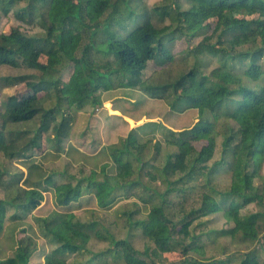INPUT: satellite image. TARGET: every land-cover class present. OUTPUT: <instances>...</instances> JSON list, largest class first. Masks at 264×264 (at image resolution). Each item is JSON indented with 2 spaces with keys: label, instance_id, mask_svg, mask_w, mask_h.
<instances>
[{
  "label": "trees",
  "instance_id": "16d2710c",
  "mask_svg": "<svg viewBox=\"0 0 264 264\" xmlns=\"http://www.w3.org/2000/svg\"><path fill=\"white\" fill-rule=\"evenodd\" d=\"M9 13L37 30L0 32V67L28 71L4 77V86L24 84L55 98L47 107L42 98L22 104L9 96L3 109L0 103V153L6 159L21 157L26 170L23 184L9 186L0 199V230L9 208L18 212L12 219L21 220L52 188L57 207L92 194L99 208L120 200H134L135 208L121 213L127 226L123 239L104 228L100 232L96 221L80 222L72 212L54 209L36 218L42 236L55 244L44 264H67L68 254L74 256L71 264H161L162 255L174 249L183 258L169 264H259L257 249H264V0H160L151 6L144 0H0V16ZM211 24L215 31L209 35ZM197 38L179 59L167 46L171 40ZM150 62L161 67L143 79ZM171 64H180L179 69L172 71ZM70 66L63 82L62 72ZM117 83L162 100L173 113L196 110L198 120L177 132L159 123L131 129L107 147L112 164L55 183V174L26 153L39 150L43 138L58 150L70 136L72 111L101 105L99 91ZM37 117L38 126L20 128ZM150 126L161 128L162 143L148 157V138L141 142L139 131ZM218 137L221 157L210 163ZM198 142H204L199 149ZM222 166L230 172L223 190L213 183ZM173 194L181 197L178 216L169 212ZM250 205L254 211L245 212ZM139 212L146 216L136 217ZM212 215H220L226 226L191 233L195 221ZM134 232L145 241L142 251L134 246ZM203 239L218 243L225 258L207 260ZM91 240L106 246L88 254ZM235 245L244 249L226 253ZM34 250L20 241L0 264H28Z\"/></svg>",
  "mask_w": 264,
  "mask_h": 264
},
{
  "label": "rangeland",
  "instance_id": "374dc122",
  "mask_svg": "<svg viewBox=\"0 0 264 264\" xmlns=\"http://www.w3.org/2000/svg\"><path fill=\"white\" fill-rule=\"evenodd\" d=\"M63 1L75 2V0ZM96 1L100 3L104 0ZM144 1L147 5L151 6L160 0ZM13 27L18 28L25 34L35 33L37 30L34 27L18 22L13 13H9L6 17L0 16V32ZM214 31V25L211 24V30L208 34L210 35L211 32L213 34ZM198 40L200 38L190 41L176 39L175 41L171 40L168 42L167 46L171 53L175 54L176 58L179 59L185 50L190 45L198 42ZM41 61L44 62L45 58L42 57ZM179 65L171 64L172 71L178 70ZM215 65L213 64L211 68ZM233 66L241 73L244 71L240 63H233ZM160 67L153 62L148 63L142 73V78H148L154 71L159 70ZM24 73H28L24 67H19L18 69L8 66L0 67L1 109L4 108L9 96H15L22 104H27L41 98L46 100L45 107L53 102L54 95L45 92L34 93L27 89L24 84L9 87L4 86V77ZM71 73V66L64 69L62 72V81L66 82ZM124 84L120 83L119 85L121 86H119L117 83L114 89L100 90L101 105L94 108L87 105L80 111H72L70 136L60 143L58 150H56L54 142H47L43 138L40 145L41 148L39 150L32 149L26 155H31L32 159L39 163L47 173L55 174V183H64L67 181L66 176L79 177L81 172L87 175L92 168H99L103 164H112L113 158L107 155V147L125 138L131 129H136L145 123H159V126L163 125L165 128L177 132L184 128H190L197 122L198 116L196 110L187 109L182 112L173 113L162 100L148 98L138 89L122 87ZM38 124L39 117L30 123L21 124L20 128H33L38 126ZM52 133L53 130L50 129V137L53 136ZM139 134L143 137H141V142L146 141L148 138V145H146L145 151L146 155L151 157L155 151L157 152L160 143H162L161 128L159 129L156 126L145 127L143 131H139ZM220 142L221 138L218 137L216 139L213 159L210 163L219 160L221 157ZM203 144L204 142H198L195 146L199 149ZM21 161V157L6 159L0 153V199L5 197V193L10 188L9 186H21L23 184L22 181L26 177V170L22 167ZM60 174L64 175L61 176ZM260 174L264 179V159ZM146 176L149 178L148 175ZM259 182V180L255 181L256 184H259ZM213 183L221 190L229 185L230 172L226 167H219L214 175ZM50 189L48 188L46 189L47 191L43 192V200L38 207L29 214L23 215L21 220L17 221L12 219V215L14 213L18 214V212L10 208L7 210L0 230V260L12 256L18 242L21 241L23 246H35V250L32 252L28 264H44L45 257L55 248V244L49 242L42 236L40 228L36 223V218L45 217L54 209L61 212H72L76 219L83 223L96 221L100 227V232L105 233V229L117 239L126 237L127 226L124 223V218L121 216V213L129 210L134 211V200H120L106 209L97 206L95 197L92 194H85L68 206L57 207L55 205L54 193ZM192 191L197 193L200 189L197 190L196 188L192 189ZM217 200L220 201L218 198ZM169 201L171 203L170 215L175 214V216H178L182 211L180 195L173 194L170 196ZM184 207L186 206L184 205ZM252 211H254L253 205L248 206L245 210V212ZM134 215L136 217H144L146 213L139 212ZM224 226H226L225 221L220 215H212L203 220L195 221L190 227V230L192 234H198L199 232H208L211 228L219 229ZM133 234H135L133 237L135 248L142 251L145 245L144 239L137 232ZM208 242L205 240L204 243L207 255L205 258H208L207 260L209 258H225L224 255H221L222 249L218 243L213 245L211 241ZM105 246V243L91 240L87 245L88 254L97 253L104 249ZM248 248L246 247V249ZM243 249V245H235L231 246V249L229 251L227 250L226 253L236 252L238 250L242 251ZM257 252L259 264H264V249L259 246ZM188 256L191 258L196 257L195 254H188ZM65 258L66 263L71 264L74 256L68 254ZM162 258L163 261L161 264H169L178 263L183 256L179 249H174L169 253L163 254ZM110 264L114 263L110 262Z\"/></svg>",
  "mask_w": 264,
  "mask_h": 264
}]
</instances>
